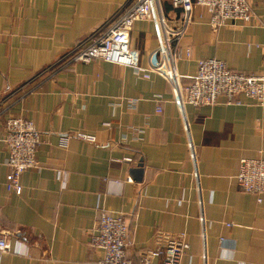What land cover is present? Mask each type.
Wrapping results in <instances>:
<instances>
[{
	"label": "crops",
	"instance_id": "0c3cea01",
	"mask_svg": "<svg viewBox=\"0 0 264 264\" xmlns=\"http://www.w3.org/2000/svg\"><path fill=\"white\" fill-rule=\"evenodd\" d=\"M128 2L0 0V230L11 245L0 264H96L102 253L90 240L104 209L126 214L133 260L185 231L182 264H264V193L259 201L237 181L242 158H264V104L241 96L240 104L221 99L182 110L156 73L106 60L58 63ZM250 3L251 22L217 29L196 9L181 40L192 50L178 64L184 83L207 57L264 76V0ZM163 4L179 14L171 0ZM130 39L150 65L154 23L136 21ZM17 115L33 119L44 136L39 167L22 174L21 194L6 185V120ZM76 131L97 141L72 136L60 144Z\"/></svg>",
	"mask_w": 264,
	"mask_h": 264
},
{
	"label": "built area",
	"instance_id": "2783aa9c",
	"mask_svg": "<svg viewBox=\"0 0 264 264\" xmlns=\"http://www.w3.org/2000/svg\"><path fill=\"white\" fill-rule=\"evenodd\" d=\"M171 5L178 15H169L163 0H129L62 55L58 63L64 66L106 60L130 66L146 77L156 73L170 83L174 100L182 110L186 104L213 105L221 99L226 103L240 104L241 96L264 104V76L233 69L225 60L217 57L200 58L188 83L183 82L178 68L183 54L190 57L192 53L190 47L182 46L181 40L193 23L197 8L203 9L199 17L206 18L217 29L237 20L251 22L254 12L250 0H171ZM138 20H150L156 29L158 44L151 52L148 66L140 62L139 51L131 45L130 34ZM72 136L83 141H97L95 134L76 131L62 136L60 144L67 147ZM43 140V133L33 119L22 115L7 118L8 190L18 194L23 192L21 176L25 171L39 167L38 150ZM189 151L195 163L196 152L192 146H189ZM125 159L133 160L131 157ZM126 180L133 181L130 176ZM237 181L244 191L256 194L261 201L264 193V158H242ZM129 235L130 224L125 213L101 210L97 231L90 240V245L102 253L96 264H182L190 248L187 233L181 231L165 237L162 243L144 250L138 260H133L127 254ZM10 251L8 236L0 230V255Z\"/></svg>",
	"mask_w": 264,
	"mask_h": 264
},
{
	"label": "water",
	"instance_id": "95a60500",
	"mask_svg": "<svg viewBox=\"0 0 264 264\" xmlns=\"http://www.w3.org/2000/svg\"><path fill=\"white\" fill-rule=\"evenodd\" d=\"M143 172V163L140 162L138 167L132 169V173L136 176H141Z\"/></svg>",
	"mask_w": 264,
	"mask_h": 264
},
{
	"label": "trees",
	"instance_id": "16d2710c",
	"mask_svg": "<svg viewBox=\"0 0 264 264\" xmlns=\"http://www.w3.org/2000/svg\"><path fill=\"white\" fill-rule=\"evenodd\" d=\"M172 6V5H171ZM165 8L167 7V6H164Z\"/></svg>",
	"mask_w": 264,
	"mask_h": 264
}]
</instances>
